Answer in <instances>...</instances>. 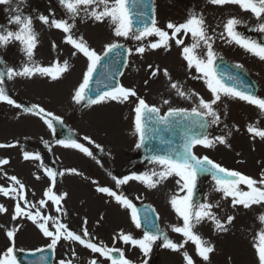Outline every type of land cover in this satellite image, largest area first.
Masks as SVG:
<instances>
[{"label": "rangeland", "instance_id": "1", "mask_svg": "<svg viewBox=\"0 0 264 264\" xmlns=\"http://www.w3.org/2000/svg\"><path fill=\"white\" fill-rule=\"evenodd\" d=\"M201 1L208 6L198 0H156L157 26L162 30L168 31L171 36L172 30L167 29L166 24L171 22L178 25L180 20L189 16L190 11L198 12V15L202 14L208 34L210 36L214 35L212 47L217 56H223L229 61H235L241 64L245 62L244 64H246L248 70L258 80L261 90L260 98H264V61L245 52L241 48H238V50L233 49L234 44L227 41L226 34L225 36L220 35L223 32L222 25L228 18L235 17L240 19L242 21V26L245 27V25H248V27L246 26L247 30H249V28H256L259 22L251 12L243 11L237 5L219 7L208 3V0ZM98 10H102V6ZM213 10L217 11V13L210 14ZM40 14L48 16L49 20L55 18L73 23L70 19V14L66 13V9L58 3V0H10L9 4H0V33H4L6 30L13 32L19 30V26L11 22L16 15L31 18L32 29L37 39V44L32 56V63L40 67H54L57 63L63 66L64 62L67 61L68 65V70L63 72L55 80L50 76L41 75L40 73H36L31 77L17 76L12 79H8L5 75L3 87L5 82H8L9 86L5 89V92L9 98L13 99L15 103L19 104L21 107L16 108L13 105L0 101V125L2 126L0 129V144L16 145L14 148H0V161H8L7 164H0V187L5 189H10L12 187L18 188L19 186L15 185L14 182L9 179V177L15 176L24 185L23 195L28 202L29 209L32 211L31 197L35 199L37 195L36 205L34 207L35 211H40L45 216L49 213L50 217H52L53 213L47 210L46 204L44 206L40 205V201L44 199L42 190L45 185L39 186L37 193L35 192L34 189H36V186L31 184L33 181V173L32 175L30 174L33 171L32 160H25L23 154L26 151L32 154H38L41 157L39 161L44 164L48 162V155L56 159L58 157H69V155L67 149L60 146L56 139L54 140V146L51 147V137L47 133L44 134L43 130L40 138H37L35 141L31 140L28 132L24 134L25 131H20V127H23V130H27L26 127H29L28 125L19 124L17 125L18 129L16 131L13 130L15 121L20 120L19 114L27 113L25 109H29L33 105L42 108L39 103L42 97H53L56 104L53 106L56 109L55 115L72 127L75 136L73 137L74 140L84 144V146L88 147L95 155L102 152L103 156H108V154H110L115 158H119L115 152L120 149L121 144H125L134 150L136 148L135 144L138 142V136L134 130L135 112L132 110V107L135 108L136 106V97H134L132 103H121L117 101H112V103H110L106 101L90 107H84L82 102L77 104L73 97L76 89L79 87L80 83H82L83 73L87 70V58L66 43V36L68 34L64 33L62 30L43 24L38 19ZM74 23L75 27L71 32L73 38L79 39L83 37L88 47L95 50L100 55H103L105 46L112 42L124 44L131 50L132 54L129 58V68L127 72L129 78H123L122 85H124V87H136L134 83H137V95L143 98L147 104L162 107L166 110L170 108H184V98L172 94L173 91L176 95V90L171 87L172 83L178 84L181 90L194 98L193 104L191 102V97L186 99V104L189 106L193 105L192 108L196 107V105L198 106L199 98L201 97L206 101L211 99V93L205 85L202 75L197 72L194 67L193 72L195 74H191V71H188L187 62H185L186 60L183 61L184 46H179L176 43V39H172V42L171 39H169L166 48L160 47L153 50L148 46L151 43L158 42L159 37L151 36L142 41H137L132 38H118L114 35V26L108 19H105L103 22H97L92 18H86L83 10H81L80 15L75 18ZM242 32H244V29ZM247 35H249L250 38L251 36L256 37L259 42L261 38L264 37V33L257 31H248ZM178 40H182L183 43L186 44L191 41L189 37L185 38L182 36H178ZM53 44L55 48H53ZM138 46L145 47L146 50L143 54H139L135 51ZM198 48L196 54L206 58V50H203L205 49L204 45L203 48L201 46ZM164 59L172 60L174 66L176 65V68L174 67L172 72L167 67L168 63H164ZM146 61H150V64L154 63L153 70L157 69V64L160 66L158 68L160 70V75H156L157 79L156 76L150 77L152 69L150 68L151 70L149 73V65ZM25 64H28V58L22 51V45L19 41L11 40L6 46L0 47V71H5L6 67H11L14 71H22ZM164 70H167L170 79L163 75ZM145 76L147 77L145 81L149 84L138 80ZM196 80L199 82L197 88L194 86ZM38 81L40 84L38 88L34 87V90L37 89L38 92L44 90L43 94L36 95L35 91H33L32 94L29 93L27 86H34L35 82ZM187 83L193 85L192 87L194 90L196 89V91L193 92L194 90H191L190 88L192 87ZM47 84L53 85V88L45 89ZM149 86L151 90L143 91V88ZM160 88L162 91H160ZM190 92L196 93V96H192ZM165 100H168L169 104H165ZM110 104L112 105L110 106ZM214 108L220 115V123L218 125H210L209 139H214L217 136L223 135L226 137L227 144L223 145L217 143L212 148H205L202 146L201 151L204 154L210 152L211 155L222 159L225 163H230L228 164L230 166L234 161L236 164L234 168L235 171L259 180L261 173H264V139L254 137L247 129L249 124L264 129V114H261L255 106L249 105L244 101H237L226 97H222V100L214 105ZM116 118H118V122H116ZM38 119L41 120V118ZM221 125L226 126L221 127ZM116 127H122V129L125 127L129 129L133 136L129 137L128 141L120 142L118 134L115 132L117 130ZM7 131H11L12 133L8 134ZM16 133L22 134V136H15ZM131 134H128V136ZM85 137L90 138L93 143L89 144ZM248 137H250V139ZM46 144L47 147L45 146ZM97 145H99V147H97ZM199 152L200 151L197 149V154H199ZM98 161L99 163H93L92 160H89L88 162H90V164H87L88 170L91 171L92 166H94V168L97 167L98 170H104V168H106L107 171L110 170L109 164H106L108 161L107 158ZM37 165L41 167L40 164ZM118 166H120V164H113L114 169H118ZM226 167L228 168V166ZM148 170L151 172L153 170L158 171L159 169L157 165L150 164ZM199 177L200 176L197 177V181H199ZM202 177L206 182L204 185L205 189L202 203L212 204V212L222 222L228 215H233L235 219L231 225H228L229 230L227 232H217L213 223L210 224V231L208 234L204 233L205 229H202V237L208 238L214 246L213 257L209 256L208 262L194 256L195 250L191 244H184L182 250L187 251L189 256L193 259L194 264H225L227 262H235V264H258V257L254 245L258 243V233L264 231V223L258 219L260 215L264 214V206L254 205L250 209H244L242 206L233 208L231 205V198H223V194L215 190V181L212 179L211 175L209 174ZM178 178L171 176L167 179V185L164 186V194L170 187L173 189ZM40 181L44 184V179ZM244 187L245 185H240L242 190L247 191V188ZM83 188H86V186ZM64 190L65 192L67 191L65 187ZM80 195L81 198L92 199L91 196H84L81 192ZM184 195H186V192L181 191L178 197H183ZM9 197L10 198H4V196L0 194V205L6 207L7 204L12 207L13 204L17 203L16 199L12 196ZM172 197L169 196L168 202H170ZM225 204L228 206L226 207ZM94 206L96 207V205ZM100 206L101 204L97 207V210L100 209ZM91 214L92 213L88 216ZM13 215L14 210L13 212L10 210L9 213H0V259L6 256L9 247H13L14 252L18 250L37 251L48 247L50 239L43 235L36 224L31 221L27 222L26 220L23 222L22 220L23 224L21 225L18 218L15 220L12 219ZM54 216H56V220L66 225L69 230H75L77 234L79 232L82 235V227H79L80 222L76 221L73 216H70L73 223L68 221L65 215V208L61 213H56ZM166 216L170 217L168 214H166ZM61 217L63 221H61ZM91 218L90 224L94 228L97 222L95 219L96 215L92 214ZM165 221L169 222V218L165 217ZM203 222V224L207 225L210 220ZM124 223L126 227L131 228L128 218L121 216V220H111V218H109L106 221L104 228L105 230L109 229V232L106 230L108 234L96 233L93 228L88 227L87 231L89 236L97 241L96 243L98 245L106 246L104 243H99L98 240L101 237L107 240L108 247H112L111 245L114 246L112 240L114 234L111 229L113 226L119 227L124 225ZM47 227L49 230L55 231L54 220L50 219V223ZM9 230H15L14 244L6 235V232ZM222 238L231 240L230 247L226 252H223L222 247L217 250L215 240ZM117 245L123 248L124 255L127 258V254L131 252V245L130 247L124 245L121 241H119ZM153 251H155L154 245L152 246L151 252ZM73 253H75V256H73ZM140 254L142 255V253ZM140 254L139 256L129 259L132 264H143V261L147 260L146 257ZM178 255V264H185L183 256L180 255V253H178ZM238 256L242 259L241 261H239ZM93 258H98V262H102V264H108V261L104 260L103 257H99V255L92 256L90 251L81 250L80 245L76 242L62 239L55 248V264H59L61 259L66 262L71 261L72 264H89V260ZM165 260L167 264H172V256L162 255V264H165Z\"/></svg>", "mask_w": 264, "mask_h": 264}, {"label": "snow or ice", "instance_id": "2", "mask_svg": "<svg viewBox=\"0 0 264 264\" xmlns=\"http://www.w3.org/2000/svg\"><path fill=\"white\" fill-rule=\"evenodd\" d=\"M10 0H0V4H9ZM58 3L66 9V13L70 14V19L73 23H69L63 19H51L48 16L40 14L38 19L46 25L62 30L68 34L66 36V43L71 45L77 52L82 53L87 58V70L83 73L82 83L76 89L73 99L77 104H80L87 98V101L91 105L101 104L106 101L127 102L130 97H136V106L134 108L135 120L134 128L135 133L138 136V142L135 144L136 148H141L146 144L152 134L155 133V129H149L148 124L155 123L158 125L174 126L175 123H185L187 132L184 137V143L180 150H169L166 154H155L148 159L158 166V171L153 170L150 173L144 174H132L124 176L123 178L112 177L117 187L127 184L129 181L135 180L144 184L149 189L156 188L159 184L163 183L171 176L179 177L177 181L180 184L181 191L186 192L183 197L173 196L170 200L172 208L183 220L182 226H174L172 230L181 234L184 237L182 243H176L170 240L166 233L156 228L154 221L151 220V213L153 209H145L143 218L139 214L134 203L123 195L117 194L115 191L108 187L98 186L97 192L106 194L109 197L115 199V201L123 206L125 209L130 210L131 221L137 229L142 227V223L148 227L149 230H145L142 238H134L131 234L119 233L114 239H118L126 245H131L138 248L143 256L147 257L152 251V246L158 240H162V246L172 251H180L184 244L189 241L195 245L197 255L205 262L209 261L210 254L214 251V246L209 244L202 237L196 234L193 229L196 224L201 223L204 220H210L217 232H227L228 225H231L235 217L228 215L222 222L213 212V205L209 203L196 204L193 201L194 190L196 188L197 177L201 174H210L215 181V190L223 194V198H231V205L233 208L242 206L244 209H250L252 206H264V173H261L259 180L248 177L241 174L238 171L228 170L222 167L220 164L215 163L207 156L198 157L192 151L196 145L203 146L205 148H212L217 143L226 145V137L221 135L214 139H209L207 135L200 134L199 129L207 128L209 125H218L220 123V115L215 110L214 105L222 100V97L229 99L244 101L249 105L255 106L261 114H264V98L256 96L250 89H242L237 87L235 83L229 84L227 80L235 81L237 78L234 76H228L227 78L217 75L215 64L218 56L212 47L213 37L208 34L207 27L203 15H198L195 12L190 11L189 16L184 23L179 25L169 22L167 29L172 30L171 36L168 31L162 30L157 26L155 18V7H151V15L148 16L144 12L139 13L138 23L140 27L133 28V11L129 7V0H58ZM135 4V0H133ZM143 8L147 9L149 5L144 3V0H140ZM208 3L224 7L225 5H237L243 11L251 12L252 15L259 22L258 26L254 28V31L264 33V0H208ZM102 6V10L100 9ZM81 10L84 11L86 18H92L97 22H103L108 19L114 26V35L118 38H132L137 41H142L147 37L156 36L159 37L158 42L151 43L148 47L151 49H157L160 47H167L168 41L171 38H175L177 34L184 33L190 34L194 43L191 46L183 48V58L187 61L189 68H195L204 78V83L211 93V99L206 101L204 98H199L197 107H193L190 111L186 109L170 108L165 114L160 115V108L156 106H150L146 101L137 95L134 89L126 88L122 85H116L109 90L99 93L94 98L91 95L92 90L89 88L90 82L93 78V73L96 71L97 66L100 64L104 57L109 54L115 53L116 56L121 55L118 49L124 46L119 43H109L105 46L103 55L98 54L95 50L88 47L87 43L83 40V37L79 39L73 38L71 35L72 29L75 27V18L80 15ZM54 15V14H51ZM19 26V30L16 32L5 31L0 33V47L6 46L11 40L19 41L22 45V51L28 58V64H25L22 71H14L11 67H6L5 71H0V101L6 102L9 105H13L16 108H20L19 104L6 94L3 87L4 77L12 79L17 76L31 77L36 73L41 75L50 76L53 80L57 79L63 72L68 70L67 61L63 66L58 63L54 67H40L32 63V56L37 44L36 34L32 29V20L30 17H22L16 15L12 20ZM242 24L240 19L235 17L228 18L223 23V32L221 36H225L229 43H234L239 46L245 52L257 57L261 61H264V42H258L254 39L244 36L238 31V26ZM131 34V37H130ZM201 42L206 48V58H201L196 54V49L200 47ZM176 43L182 44V40H177ZM53 48L55 45L53 44ZM144 46H138L135 51L139 54L145 52ZM131 55V50H126ZM75 55V53H74ZM118 63V61H114ZM152 66L149 65V68ZM237 68L241 67L236 65ZM159 69L152 71L151 75L156 76L159 73ZM163 75L169 77L167 70H164ZM170 79V77H169ZM147 83V82H145ZM171 87L176 89L178 95L182 98L186 97V93L181 90L176 83H172ZM98 91V90H97ZM192 96H196V93H191ZM165 104H169L168 100L164 101ZM27 112H31L36 115H40V118L44 121L49 129L54 130L53 122H60V117L46 112L43 108H38L33 105L29 109H25ZM179 118V119H177ZM248 132L254 137L264 139V129H260L252 124L248 126ZM230 135V133H229ZM89 144L93 141L85 137ZM163 142V141H162ZM59 145L64 148L76 149L86 156H93V153L84 144L78 143L74 139H63L57 141ZM13 145L0 144L2 147H12ZM47 147V144L45 145ZM99 147V145H97ZM25 160H41L38 154H32L24 152ZM7 160L0 161V164H7ZM99 163V161H97ZM72 174L79 175L76 169L65 170ZM46 176L50 179L51 185L43 193L46 198L40 201V205L44 206L48 201L52 205L56 206V211H62L61 201L67 196V193L62 195L56 194L53 189L55 187L57 176H63L65 172H57L51 168L45 169ZM39 178V177H37ZM15 185L19 187H12L5 189L0 187V194L4 196H12L17 200L15 205L13 220L18 217H26L31 220L46 238L50 239L48 248L55 251L57 244L63 239L70 242H76L83 246L85 249L90 250L93 254H99V257H103L104 260L110 262V264H132L128 260L122 249L115 247H106L98 245L91 240L85 239L89 236L87 228L82 229V235L69 230L68 227L62 223H59L53 217L43 215L40 211L33 213L29 209V205L24 192V185L15 177H9ZM182 181V183H181ZM240 185H245L247 191L240 188ZM19 201H24V207L21 206ZM32 207H35L33 205ZM28 209V210H26ZM7 209L0 205V213L6 212ZM52 219L55 222V231L49 230L47 227L48 221ZM258 219L264 223V214L260 215ZM87 224V221H84ZM151 229H156L155 231ZM6 235L10 241L14 244L15 230H9ZM256 254L258 257V264H264V231L258 233V243L254 245ZM115 254H118V258ZM75 256V253H73ZM183 260L185 264H194L193 259L189 256L187 251L182 252ZM0 264H17L13 247L7 249V254L3 259H0ZM59 264H72L71 261H65L61 259ZM89 264H98V258L89 260ZM102 264V262H100ZM143 264H148L147 260L143 261Z\"/></svg>", "mask_w": 264, "mask_h": 264}, {"label": "water", "instance_id": "3", "mask_svg": "<svg viewBox=\"0 0 264 264\" xmlns=\"http://www.w3.org/2000/svg\"><path fill=\"white\" fill-rule=\"evenodd\" d=\"M147 4L148 5L150 4V0H148ZM146 15H149V7L146 9ZM117 58L118 56H116L115 53H112L111 56L107 57L106 60H104L98 65L96 69L95 77L93 78L91 82V86H92V83L99 84L97 85L99 87V91H97L96 88L94 89L92 88L91 95L93 97H95L96 95H98L99 93L103 91L109 90V88L112 87V85L117 82V76L123 65V62H120V64L114 63V60ZM244 79H246L251 84V85L246 84L245 89L252 88L251 91L256 95L255 85L251 83L246 77ZM236 86L238 87L240 85L237 83ZM148 125L151 126V127H148L149 129H153V128L155 129V133L152 134L150 141L146 142L145 144V150L147 149L148 153L149 151H151L149 147H151L152 144H158L157 146H159V150L161 152H167L171 150L172 148H174L173 142H172L173 138L171 137V135L177 132V127H174V126L169 127L165 125H158L155 123H150ZM186 132H187L186 127H178V133L176 134L178 136V145H181V144L183 145ZM199 133L204 134V129H200ZM50 256L48 255V253L25 255L24 263L25 264H51L52 253Z\"/></svg>", "mask_w": 264, "mask_h": 264}, {"label": "bare ground", "instance_id": "4", "mask_svg": "<svg viewBox=\"0 0 264 264\" xmlns=\"http://www.w3.org/2000/svg\"><path fill=\"white\" fill-rule=\"evenodd\" d=\"M231 240L226 239H221L217 242L218 247H222L224 249H227L230 247Z\"/></svg>", "mask_w": 264, "mask_h": 264}, {"label": "flooded vegetation", "instance_id": "5", "mask_svg": "<svg viewBox=\"0 0 264 264\" xmlns=\"http://www.w3.org/2000/svg\"><path fill=\"white\" fill-rule=\"evenodd\" d=\"M125 228H126V226H123L122 229H121L120 231H118V233L123 232V231L125 230ZM117 236H118V235H117ZM117 236H116V237H117ZM116 240H118V239H116Z\"/></svg>", "mask_w": 264, "mask_h": 264}]
</instances>
